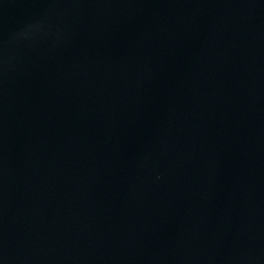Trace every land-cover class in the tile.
<instances>
[{"label":"water","instance_id":"water-1","mask_svg":"<svg viewBox=\"0 0 264 264\" xmlns=\"http://www.w3.org/2000/svg\"><path fill=\"white\" fill-rule=\"evenodd\" d=\"M0 264H264V0H0Z\"/></svg>","mask_w":264,"mask_h":264}]
</instances>
